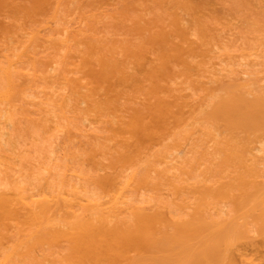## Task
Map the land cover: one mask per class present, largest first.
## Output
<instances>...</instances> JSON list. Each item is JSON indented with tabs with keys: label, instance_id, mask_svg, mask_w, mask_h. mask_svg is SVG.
Segmentation results:
<instances>
[{
	"label": "rangeland",
	"instance_id": "rangeland-1",
	"mask_svg": "<svg viewBox=\"0 0 264 264\" xmlns=\"http://www.w3.org/2000/svg\"><path fill=\"white\" fill-rule=\"evenodd\" d=\"M62 27L63 30L67 29L66 32L62 33ZM35 31L38 34L33 36ZM184 37L192 41L188 40V46L190 44L189 47L197 55H193V51L187 53L189 47ZM13 53L15 58L20 53L22 56L19 63L14 65L13 70L16 71H11V78L14 76L12 90L15 91L11 104L0 105V109L6 108L5 115L0 118V127L5 126V139L8 141L6 144L0 143V193L9 194V198H17V192L26 196L33 194L32 198H51L67 190L68 194L76 193L85 198L92 193L89 196L92 202H98L101 196L104 200L109 198L107 190L114 189V185L117 189L126 179L134 176L136 181L133 179L134 185L131 186L138 188H129L121 198L125 204L119 203V206L123 209L124 205H141L143 201L146 209L151 206L153 210L160 211L164 221L158 224L165 225L162 232L167 229L165 233L160 231V234L172 233L175 227L174 230L171 227L180 214L181 221L222 219L224 215L228 217L232 213L230 216L236 214V217L239 214L234 209L233 183L238 182L242 174L240 170L247 172L253 167L248 162V153L247 166L245 157H238L243 153L239 154L238 151L245 146V149L248 150L249 146L251 149L259 142L257 140L261 143L264 130L260 126L261 130L254 127L257 126L255 119L263 118L260 124H264V115L239 110V116L244 113L247 116L243 123L249 124L244 126L236 112L229 114L228 118L226 113V116L222 115V109L219 111L221 115L219 109L217 113L215 109L221 108L228 97L242 98L244 95L247 101L252 102V99H256L255 95L261 96L264 91V0H0V90L6 87L2 72L6 65L4 54L11 56ZM240 53H244L243 57ZM49 66L54 69H49ZM206 68L216 71L217 75L210 74ZM206 75H211V80ZM241 84L244 86L237 90ZM166 105L167 110H164L163 106L166 109ZM248 116L252 119H248ZM254 116L257 118L254 119ZM7 117L10 124L4 125ZM235 118L242 126L236 121L237 124L227 121ZM142 123H147L148 130L143 128ZM157 128L161 134L158 130L156 132ZM153 130L155 134L151 141L147 133ZM160 135L161 138L158 137ZM155 136L160 140H154ZM175 147L184 151L170 155L168 151ZM260 147L262 150L254 153L258 158L248 151L257 160L250 161L256 165H253L255 170L251 169L252 173L256 171L259 177H255L264 182V140ZM157 159L167 162L163 164ZM100 167L102 171L98 170ZM103 170L111 175L106 172L109 175L106 176ZM76 173H79L76 175L78 177L73 175ZM101 175L107 179L111 177L108 179L110 183L104 185V180L99 181L97 176ZM140 181H144L143 186L138 185ZM227 181L228 185L231 181L233 185L230 192L232 197H226L230 201L222 200L225 197L219 198V191L216 190L218 185H222L218 182L227 184ZM210 184L216 187L212 186L215 192ZM72 186L77 190L74 188L76 191H73ZM71 189L73 192L70 193ZM57 190L62 192L57 193ZM112 191H109L111 195ZM34 192L41 195L37 197ZM60 199L58 203L52 202V205L57 209L59 206L61 210L49 209L48 212H53L49 213L51 216L39 213L40 221L49 220L52 224L60 217L63 222L54 224L61 225L78 218L73 216L76 211L78 216L81 213H94V210L96 213L93 216L99 213V207L92 209L90 202L85 200H82L84 203L79 201L83 205L72 207L73 211L63 205L66 204L65 201L61 202L63 198ZM16 203L17 200L14 205L18 207L19 203ZM76 207L84 210L87 207V212L83 209L80 212ZM199 208L201 211L197 217L193 212L196 213ZM129 209L126 208L128 212ZM118 210L113 214L106 213L108 218L112 215L111 224H124L121 222L132 216L131 212L128 214L124 210L122 212L127 217L122 216ZM14 211L22 215L25 209L17 208ZM188 212L192 213L188 215ZM3 214L0 213V259L18 245L23 249L18 251L21 252L19 255L16 256V252L12 256L11 264L68 263L64 258L71 251L70 242H50V239L39 242L36 237L29 236L35 224H30L29 228L28 221H21L28 220L26 215L23 218V215L17 217L20 216L17 214L10 219L12 214L10 218L6 217L8 214ZM247 217L249 220L250 217ZM254 217V220L250 218L244 222L247 225L243 223L246 228L242 229V223L237 224L242 221L238 216L240 220H237L234 232L238 233L239 230L242 232L240 234L245 233L248 242L245 241L249 245L245 243L244 246L247 244L246 247L251 248L249 257H254L256 251L257 261L264 264V242L262 246L259 245L261 241L257 243L261 236L256 228L259 222ZM131 223L126 226L131 227ZM261 224L258 229L264 236V225ZM156 227L153 230L162 226ZM28 229L29 232L26 231ZM256 231L258 240L255 238ZM25 236L30 237L33 245L27 254L23 253L29 243ZM18 241L20 243L15 244ZM131 252L130 255L135 254V251ZM156 254L159 255L158 252ZM99 263L108 264L105 260L96 264Z\"/></svg>",
	"mask_w": 264,
	"mask_h": 264
},
{
	"label": "bare ground",
	"instance_id": "bare-ground-1",
	"mask_svg": "<svg viewBox=\"0 0 264 264\" xmlns=\"http://www.w3.org/2000/svg\"><path fill=\"white\" fill-rule=\"evenodd\" d=\"M54 18V17H53ZM50 21V20H49ZM74 23H75V20H74ZM77 23V22H76ZM180 23V22H179ZM66 27V26H65ZM63 28L64 27H62V33H63V31H65L66 32V30H63ZM188 33V32H187ZM36 34H38V31H35L34 32V34H33V36L34 35H36ZM190 34V33H189ZM183 38V37H182ZM185 38H186V40H187V37H184V41H185ZM31 39V38H30ZM188 40H190L189 39V37H188ZM188 40H187V46H188ZM183 41V39H182V42H184ZM191 41V40H190ZM194 42H195V40H193ZM186 42V41H185ZM192 42V41H191ZM190 43V42H189ZM21 45V44H20ZM189 46H190V44H189ZM188 46V47H189ZM192 47H189V50H187L186 49V51H187V53L189 52V51H193V55H197V54H194V50L193 49H191ZM182 50H184L185 51V49H183L182 48ZM210 51V50H209ZM21 53H22V51H20ZM10 53V52H9ZM21 53L19 54V55H17V57L15 58V57H13L15 54L13 53L11 56H8V55H5L4 54V56L6 57V65H4L3 66V69H2V72H3V74H4V78H5V81H6V83H5V85H6V87H4L2 90H0V105H1V103L2 104H11V101H12V98L11 97H13V92H15V91H13L14 90V84H13V81H12V78L14 77H12L11 78V75H13L12 73L13 72H15L16 70H13V68H14V65L16 64V63H19L18 61L21 59L20 57L22 56L21 55ZM189 53H191V52H189ZM196 53V52H195ZM241 54V53H240ZM242 54H244V53H242ZM241 54V55H242ZM246 55H248L247 53H245ZM250 54V53H249ZM21 55V56H20ZM24 55V54H23ZM238 56H239V54H238ZM242 57H243V55H242ZM221 59V58H220ZM245 59V58H244ZM248 59V58H247ZM219 60V59H218ZM222 60V59H221ZM241 61H242V59H241ZM246 61V60H245ZM248 61V60H247ZM246 61V62H247ZM49 62V61H48ZM217 63V62H216ZM238 63V62H237ZM240 63V62H239ZM238 63V64H239ZM50 64V63H49ZM212 64V63H211ZM227 64H229V63H227ZM242 64V63H241ZM244 64H245V62H244ZM249 65H251V64H253V63H248ZM51 65V64H50ZM215 65V64H214ZM240 65V64H239ZM243 65V64H242ZM246 66V65H245ZM207 67V66H206ZM214 68H215V66H214ZM49 69H54L52 66H49ZM220 69V68H219ZM13 70V72L11 73V71ZM208 70H209V68H208ZM207 70V68H206V71H208ZM214 70V69H213ZM217 70V69H216ZM205 71V73H207ZM215 71V70H214ZM220 71V70H219ZM218 71V72H219ZM241 71V70H240ZM209 72H210V74L211 73H213L212 75H217V74H215V72H212V70L210 71L209 70ZM208 72V73H209ZM207 73V74H208ZM244 73V72H243ZM245 73H247V72H245ZM244 73V74H245ZM220 74V73H219ZM218 74V75H219ZM67 76V75H66ZM207 77H209V76H211V75H206ZM64 78V77H63ZM67 78V77H66ZM205 78V77H204ZM69 79V78H68ZM209 79H210V77H209ZM213 79V78H212ZM66 80V79H65ZM70 80V79H69ZM69 80H66V81H69ZM211 80V79H210ZM209 80V81H210ZM69 82H71V81H69ZM241 82V81H240ZM240 82H239V84H240ZM78 83V82H77ZM77 83H75V84H77ZM244 83V82H243ZM73 84V83H72ZM84 84V85H83ZM82 85L83 86H85V83H83ZM241 86H244V84H241V85H239V86H237V90H238V88L239 87H241ZM13 89V90H12ZM61 89V88H60ZM243 89V88H242ZM235 93V92H234ZM264 93V91L262 90V94ZM13 94V95H12ZM235 94H237V92L235 93ZM234 94V95H235ZM261 93H259L258 95H260ZM261 94V96H257V95H255L254 97L256 98V99H252V102H251V100H249V101H247L246 99H245V97H244V95H243V97H244V99H243V97L242 98H238V97H232V99H231V97L229 98L228 96V100H224V104H223V106L220 108V106L219 105H216V106H219L218 108H216V107H214V108H216L215 110H216V112L215 113H217V109H219L218 110V113H219V111L221 110V112L223 113H219L220 115L222 114V115H225L224 113H226V115L228 116L229 114H232V112L233 113H235L236 112V116L239 114H237V112L240 110H244V111H246L247 113H249V114H256V112L257 113H259V115H261V116H263L264 114V96ZM241 95V94H240ZM239 94H238V96H240ZM257 96V97H256ZM248 97V96H247ZM253 97V98H254ZM260 99H259V98ZM85 99V98H84ZM85 101V100H84ZM227 101V102H226ZM80 102H83V100H80ZM226 102V103H225ZM166 103H168V101H166ZM219 102L217 101V104H218ZM223 103V102H222ZM213 108V109H214ZM163 109L164 110H167V105H166V109H165V106H163ZM225 112H224V111ZM162 111V110H161ZM214 111V110H213ZM263 111V112H262ZM185 111L183 110V113H184ZM5 113H6V108H1L0 109V118L1 117H3L4 115H5ZM261 113V114H260ZM174 114V113H173ZM220 115H218L219 117H220ZM225 115V116H226ZM235 115V114H234ZM241 115L244 117H242L241 118ZM116 116V115H115ZM120 116V115H119ZM245 113H244V115L243 114H240V116L238 115V119H239V121H242L241 123L242 124H244L243 123V120L244 119H246L245 118ZM118 117V116H117ZM121 117H123V116H121ZM247 117V116H246ZM249 117V116H248ZM119 118V117H118ZM117 118V119H118ZM183 118V117H182ZM228 118H229V116H228ZM227 117L225 118V119H228ZM231 118V117H230ZM251 117H249L248 119H250ZM254 119L255 118H257L256 116H254L253 117ZM259 118V117H258ZM165 119V118H164ZM236 119V118H235ZM235 119H229V120H227V121H232V122H234V121H236V122H238L239 124H240V122L239 121H237V119L235 120ZM242 119V120H241ZM252 119V118H251ZM6 120V119H5ZM120 120V119H119ZM256 120V121H255ZM255 120H252L253 122L255 121V123H257V128L256 127H254V129H259V130H261L260 129V127L262 128V130H264V124H260V123H262V121L261 120H263V118L261 119V118H259V119H255ZM257 120H260L259 121V123L257 122ZM245 121V120H244ZM121 122H123V121H121ZM236 122H234V123H236ZM246 122V121H245ZM264 122V121H263ZM252 123V122H251ZM250 123V124H251ZM254 123V124H255ZM6 124H10V120H8V117H7V122L6 123H4V125H6ZM147 124V123H146ZM146 124H144L143 125V123H142V126H143V128L144 129H146V130H148L147 129V125ZM237 124V123H236ZM246 124H249L248 122L246 123ZM246 124H244V126H246ZM254 124H252V125H254ZM241 125V124H240ZM242 126V125H241ZM260 126V127H259ZM4 127L5 126H1L0 127V143H2V144H6L8 141H6V139H5V134H6V130L4 129ZM248 127H251L250 125L248 126ZM247 129V128H246ZM248 129H250V128H248ZM158 128L156 129V132L158 133V131H160V130H158ZM162 132L160 131V133L159 134H161ZM263 133H264V131H263ZM148 134H150V135H152V136H149ZM153 134H155V131L153 130V132H151V133H147V136L148 137H150V139H151V137H153ZM167 135V134H166ZM164 136V135H163ZM158 137H160L161 138V135L160 136H158ZM157 137V139H156V136H155V138H154V140L156 139V140H160V138H158ZM190 137V136H189ZM264 137V136H263ZM188 138V137H187ZM153 139V138H152ZM152 139H151V141H152ZM260 139V138H259ZM121 141L123 140V139H120ZM119 140V141H120ZM263 140H264V138H263ZM262 140V141H263ZM150 141V142H151ZM257 141H259L260 142V140H257ZM262 141H261V143H259V142H257L255 145H252L251 146V149H250V146L249 147H247V148H249L248 150H250L253 154L254 153H257V152H260L262 149H261V144H262ZM184 142V141H183ZM254 142H256V141H254ZM253 142V143H254ZM153 143H155V142H153ZM175 144V143H174ZM185 144V143H184ZM260 144V146H258ZM174 146V145H173ZM172 146V147H173ZM209 146V145H208ZM260 147V148H259ZM243 148V147H242ZM241 148V149H242ZM245 148H246V146H245ZM243 149V150H241L240 148V150L242 151H238V153L239 154H241V153H243V154H241V155H239L238 157H245V159H246V162H245V164L248 166V162H249V164L250 165H252V167L254 168V170H255V167L254 166H256V165H254L255 163H253V164H251L252 162H250L252 159L254 160V162L255 161H257L256 159H254L256 156H255V154H254V158L252 157V153H249V151L247 150V149ZM173 150L172 151H168V153L171 155L172 153L174 154V155H178L179 153H181V152H183L184 150H183V148H177V147H175V148H172ZM261 149V150H260ZM183 150V151H182ZM230 150V149H229ZM244 150H245V152H244ZM248 152H247V151ZM255 150V151H254ZM52 151V150H51ZM237 152V151H236ZM248 153V162H247V158H246V154ZM169 154H167V155H169ZM172 154V155H173ZM252 154V155H251ZM165 155V154H164ZM234 156L235 157H237V155H235L234 154ZM251 156V157H250ZM166 157V156H165ZM164 157V158H165ZM168 158V157H167ZM170 158V157H169ZM172 158H174V156H172ZM171 158V159H172ZM251 158V159H250ZM256 158H258V156L256 157ZM238 159V158H237ZM245 159H242V160H244L245 161ZM159 160V162L160 163H163L164 164V162L166 161V160H164V162H161L160 161V159H157V161ZM170 160V159H169ZM173 160V159H172ZM172 160H170V161H172ZM236 160V159H235ZM233 161H234V159H233ZM232 161V162H233ZM167 162V161H166ZM165 162V163H166ZM160 163H158V164H160ZM235 163H236V161H235ZM155 164V163H154ZM197 164V163H196ZM239 165V164H238ZM241 165V164H240ZM254 165V166H253ZM158 166H160V165H158ZM245 166V165H244ZM241 167H243V166H241ZM246 167V166H245ZM251 167V166H250ZM154 168H157V166H154ZM235 168H236V166H235ZM234 168V169H235ZM253 168H250L249 170H248V168H246L245 170L248 172H244L243 170H240L239 171V173L240 172H242V174H240V177L238 178V182L237 183H233V185H232V181L230 182V184L228 185V181L226 182L227 184H225V182L223 183V182H218V184L219 183H221L222 185H218L217 187V189H216V187L215 186H213L214 185V182H215V180H212V181H214L213 183H212V181H211V183L213 184V185H211V190H213L214 188H212V186L213 187H215V189L217 190V191H219L218 192V196H219V198H222V197H225V198H222V200H225L226 199V197H232V195H231V190H232V188L234 187V189H235V191H234V189H233V192H234V196H233V199H234V201H235V203L236 204H234V205H236V206H234V209H235V213H239L236 217L234 216V215H236V214H233V216L231 217L230 215L232 214H227L228 215V217H226L225 215V217L223 218L222 216V219H220V218H212V219H207V218H205V219H200V218H195V220L196 221H191L190 219H188V221L186 220L185 221V219H182V221H181V219H179V217L181 216V214H180V216L177 218V220L175 221L174 220V223L173 222H171V223H173V226H172V224H171V228L173 229L174 227H175V230L174 231H171L172 233H169V232H167V233H169V235H166V234H160V231L161 230H163L165 227V225L163 226L162 224H158V223H161L160 221L161 220H163L164 221V215L162 216L161 214L162 213H160V211L159 212H157L158 210H153V208H150L151 206H149V208L152 210H150L149 208L148 209H146L143 205H146V204H143V201H142V204H141V201L139 202L141 205H139L137 202H135V203H137V205H129V204H127V205H124L125 204V202H124V200L122 201L121 200V198L124 196V194H125V192H128L129 190V188H130V190H131V188H132V184L134 185V180L136 181V179H134L133 177L134 176H132V177H130L129 179H124L125 180V183H121L120 185L121 186H117L118 188L116 189V185H114V184H116V183H114V184H112V186L114 187V189L112 188V190L111 189H109V190H107L108 192H106V195H107V197H109V198H107V199H105L104 200V198L103 199H101L102 198V196L100 197V201H95V202H92V198H90L89 196L92 194H90L89 196H88V194L86 195L87 196V198H85V197H81L80 195L78 196V195H73L71 192H73V191H76L77 190V188L76 187H74V186H72L73 187V191H72V189L71 190H69L70 191V193L71 194H68V191L66 190L65 192H62V190H61V192L62 193H64V194H67V195H63L61 192H60V190H57V191H59V192H57V193H61V195H54V196H51V198H48V197H41V198H32V197H34V195L33 194H31V195H28V196H26V195H24L22 192H13V193H16L18 196H16L17 198H14L13 196H10L11 198H9V194L8 195H4L2 192L0 193V213L2 214V213H4L3 215H5V214H8V215H6V217L7 218H10L9 217V215H11L12 217L10 218V219H14L15 218V215H17V214H19L20 215V213H18L19 211H14V209H17V208H21V210L23 211L24 209H25V212L23 211L22 213H24V214H22L23 215V218H25V215H26V218L28 219V220H21V221H23V223H25V221L27 222H29L27 225L29 226V228H31L30 227V224H32V225H34L35 224V226L36 227H33V229H32V231H31V233H30V237H36L37 239H39L38 241L39 242H44V241H41V240H49L50 242H55V240H61V241H63V242H70V248L69 249H71V251L69 250V254L67 253V256L66 257H69V259L67 260L66 259V257L64 258L65 259V262H68V263H65V264H96L98 261H101V260H105V261H107L108 262V264H262V262H259V261H257V256H256V251H255V255H254V257L252 256V257H249V255L251 254V248L250 249H248V247H246V245L248 244L247 242H248V240H246L245 239V237H244V234L242 235V234H240V233H242V232H239V230H237L238 231V233L237 232H234V226H237L236 225V223H237V220H240V219H238V216H240V218H241V220L243 221H239L237 224L239 225L240 223H242V225L244 226L242 229H245L246 227H245V225H247V224H245L246 223V221H249L250 220V218H251V220H254L253 219V216H255V217H257V221L259 222L258 223V226L256 225V228L258 227V228H260V222H262V224L261 225H264V182H262V181H260L261 179L260 178H256L255 176H257V177H259V174L258 173H255L256 171H254L253 173H255V174H253L252 173V170H253ZM102 169H103V167H102ZM233 169V168H232ZM252 169V170H251ZM99 171H102L101 170V167L98 169ZM256 170H257V168H256ZM104 172H105V174H106V172H108V171H106V170H103ZM104 172H103V174H104ZM229 172V171H228ZM237 172V171H236ZM236 172H234V173H236ZM258 172H260L259 170H258ZM238 173V174H239ZM243 173H245V174H243ZM79 174V173H78ZM77 173L76 174H73V175H75V177H78V176H76V175H78ZM99 174H102L101 172L99 173ZM108 174H110V172H108ZM108 174H106V176H109ZM134 174V173H133ZM228 174V173H227ZM231 174V173H230ZM230 174H229V176H230ZM248 174V175H247ZM257 174V175H256ZM111 175V174H110ZM225 175L226 174H224V176L223 177H225ZM234 175V174H233ZM232 175V176H233ZM244 175V176H243ZM245 175H247V176H245ZM106 176L105 175H101V176H97V178H98V180L99 181H101L104 185H105V183L107 184L108 183V179L109 178H111V177H109L108 179L106 178ZM115 176V175H114ZM229 176H226L227 178L229 177ZM80 177V176H79ZM101 177V178H100ZM115 177H117V176H115ZM221 176H219L218 177V180H219V178H220ZM222 177V179H225V178H223ZM231 177V176H230ZM80 178H82V177H80ZM80 178H77V179H80ZM233 178H235V177H233ZM258 179V180H256V179ZM115 179V178H114ZM134 179V180H133ZM222 179H220V180H222ZM106 181V182H105ZM110 181L111 180H109V183H110ZM119 181H121V180H118V182ZM225 181H226V179H225ZM235 181V180H234ZM237 181V180H236ZM235 181V182H236ZM141 182V181H140ZM144 182V181H143ZM143 182H141L140 184H138L139 186L140 185H142L143 186ZM108 183V184H109ZM216 183V182H215ZM224 184V185H223ZM74 185V184H73ZM118 185V184H117ZM187 185V184H186ZM189 185V184H188ZM209 185V186H210ZM215 185H217V184H215ZM107 186V185H106ZM131 186V187H130ZM141 186V187H142ZM205 185H203V187H204ZM206 186H207V184H206ZM205 186V188H206V190H207V187ZM223 186V187H222ZM233 186V187H232ZM71 187V188H72ZM137 186H134L133 188H136ZM74 188L76 189V190H74ZM132 188V189H133ZM138 188V187H137ZM178 188V187H177ZM204 188V189H205ZM220 188V190H218ZM61 189V188H60ZM70 189V188H69ZM200 189V188H199ZM209 189V188H208ZM214 189V192L216 191ZM115 190V191H114ZM128 190V191H127ZM237 190V191H236ZM78 191H79V189H78ZM109 191H112V195L110 194L111 192H109ZM113 192H116V193H114V195H113ZM21 193H22V195H21ZM107 193H109V195H111V196H109ZM20 194V195H19ZM34 194H35V192H34ZM51 194V193H50ZM217 194V192L215 193V195ZM36 196L38 195V193L37 194H35ZM41 195V194H40ZM40 195H38V196H40ZM42 195H44L45 196V194H42ZM49 195V194H48ZM48 195H46V196H48ZM35 196V197H36ZM37 196V197H38ZM62 196V197H61ZM82 196H84V194L82 195ZM105 196V195H104ZM103 196V197H104ZM217 196V195H216ZM88 197L91 199H88ZM92 197V196H91ZM127 197V196H126ZM129 197V196H128ZM127 197V198H128ZM215 197V196H214ZM230 197V198H231ZM61 198V199H60ZM62 198H63V201H61V202H64L65 201V203L66 204H63V205H65V206H68V208H72V207H75V205H77V204H80V205H83V204H81L80 202H82V200H85L86 202H90L89 204L91 205V206H89L90 208L91 207H93L92 209H94V207H99L98 209H99V213H98V215H96V217L95 216H93L92 214H94V213H96V211L94 210V213H91V214H87V213H81L82 215L80 216H78L77 215V211H76V213L74 214L73 212V214L71 213V215H73V216H76V217H78V218H76L75 220H73V221H71V222H64V224L62 223L61 225L60 224H58V223H56V225L54 224L55 222H59L60 221V217L59 216H61V215H59L58 217L60 218H56L57 219V221H55V220H53L54 221V223L53 222H51L52 224H50V222H49V220H46L45 222H42V220L40 221L39 220V218H38V214L39 213H43V215L45 216H48L49 215V213L50 214H53V212H51V211H49L48 212V210L50 209H52V211H53V209H57V208H53V203L52 202H59V199L60 200H62ZM95 198V197H94ZM97 199H99V198H97ZM129 199V198H128ZM204 199V198H203ZM228 199V198H227ZM225 200V201H228V200ZM232 199V200H233ZM15 200H17V203H19V205H18V207H17V205L15 206L14 205V201ZM96 200V199H95ZM103 200V201H102ZM134 199H132V201H133ZM199 200V199H198ZM202 200V199H201ZM206 200V199H205ZM219 200H221V199H219ZM231 200V201H232ZM80 201V202H79ZM84 201V202H85ZM208 201V200H207ZM230 201V200H229ZM60 202V203H61ZM79 202V203H78ZM84 202H82V203H84ZM124 202V207H123V209L121 208V206H119V203H123ZM233 202V201H232ZM231 202V203H232ZM16 203V204H17ZM91 203H93V204H91ZM127 203V202H126ZM206 203V202H205ZM186 204V203H185ZM199 204V203H198ZM208 204V203H207ZM206 204V205H207ZM74 205V206H73ZM86 205V204H85ZM115 205H118L117 207L119 208V210H118V208H116L115 207ZM200 205H201V203H200ZM203 205V204H202ZM64 206V207H65ZM125 206H126V208L128 207H130V209H129V212L126 210V208H125ZM147 206V205H146ZM183 206V205H182ZM182 206H181V208H182ZM185 206H187V205H185ZM194 206V205H193ZM204 206H205V204H204ZM15 207V208H14ZM17 207V208H16ZM51 207V208H50ZM58 207V209L59 210H61L60 208H59V206H57ZM84 207V206H83ZM115 207V208H114ZM200 207V206H199ZM236 207V208H235ZM67 208V207H66ZM77 208V207H76ZM81 208V207H80ZM85 208V207H84ZM84 208H82L83 209V211L85 212H87V207H86V209L84 210ZM114 208V209H113ZM161 208V207H160ZM196 208H198V207H196ZM57 209V211H59ZM73 209V208H72ZM78 209V208H77ZM76 209V210H77ZM82 209H78V211H82ZM116 209V210H115ZM194 209V208H193ZM200 209V208H199ZM207 209V208H206ZM118 210V212H120V213H122L121 215L122 216H125L126 215V217H127V214H124V212H122L123 210L124 211H127L128 212V214L131 212V214L130 215H132L131 216V218L130 219H128V217L126 218L127 219V221H126V219H125V217H123L122 218V220H124L125 219V222L123 221V222H121V223H124V224H111V219L110 218H112V215L111 216H109V214H113L115 211H117ZM163 209L161 208V211H162ZM195 210V209H194ZM197 210V209H196ZM209 210V209H208ZM238 210V211H237ZM13 211H14V213H13ZM65 211V210H64ZM67 211H69V210H67ZM72 211V210H71ZM73 211H74V209H73ZM80 211V212H81ZM200 211H201V209L199 210V211H196V213H194L193 212V214L195 215H197V214H200ZM233 210H231V212H232ZM16 212V213H15ZM48 212V214H46ZM111 212V213H110ZM127 212H125V213H127ZM163 212V211H162ZM204 212V211H203ZM45 213V214H44ZM57 213V212H56ZM55 213V214H56ZM68 213V212H67ZM106 213H109L108 214V216H109V218L107 217V214ZM168 213H170V212H168ZM192 213V212H191ZM191 213H189L188 212V215L189 214H191ZM207 213V212H206ZM116 214H118V213H115L114 215H116ZM173 214V213H172ZM186 214V213H185ZM22 215H20V216H17V217H21ZM65 215V214H64ZM70 215V214H69ZM89 215V216H88ZM92 215V216H91ZM95 215V214H94ZM130 215H129V217H130ZM171 215V214H170ZM175 215V214H174ZM183 215V214H182ZM195 215V216H196ZM221 214H219V216H220ZM49 216H51V215H49ZM66 216V215H65ZM67 216H68V214H67ZM91 216V217H90ZM118 216V215H117ZM122 216H119V217H122ZM187 216V215H186ZM204 216V215H203ZM202 216V217H203ZM212 216H213V214H212ZM245 216V218L243 219V217ZM247 216H249L250 218H249V220H247L248 219V217ZM95 217V218H94ZM114 217V216H113ZM163 217V218H162ZM175 217H176V215H175ZM193 217V216H192ZM197 217H199L198 215H197ZM206 217V216H205ZM211 217V216H210ZM254 217V218H255ZM63 218H65L64 216H63ZM63 218H62V220H63ZM173 218H174V216H173ZM173 218H171L172 220H173ZM182 218H183V216H182ZM186 218V217H185ZM204 218V217H203ZM230 218V219H229ZM237 218V219H236ZM247 218V219H246ZM18 219V218H17ZM119 219V218H118ZM132 219V221L131 222H133V223H131L129 220H131ZM170 219V220H171ZM191 219H193V218H191ZM217 219V220H216ZM246 219V220H245ZM258 219H260V221L258 220ZM112 220H113V218H112ZM115 220H116V217H115ZM121 220V219H120ZM180 220V221H179ZM184 220V221H183ZM227 220V221H226ZM117 221V220H116ZM256 220L254 221L255 223L257 222ZM31 222V223H30ZM60 222H63V221H60ZM59 222V223H60ZM118 222V221H117ZM128 224H127V223ZM245 222V223H244ZM66 223H68V224H66ZM130 223L132 224L131 225V227H127L126 226V224L127 225H130ZM156 223V224H155ZM162 223H164V222H162ZM245 225H244V224ZM253 223V222H252ZM252 223H250L251 225H252ZM54 224V225H53ZM228 224V225H227ZM249 224V225H250ZM122 225V226H121ZM155 225V226H154ZM156 225H157V227L158 226H162V227H160V228H158V229H160V230H156V233H155V230H153V228H155L156 227ZM242 225H240V227H242ZM253 225H254V223H253ZM228 228H227V227ZM156 227V228H157ZM164 227V228H163ZM167 227H168V225H167ZM255 227V226H254ZM162 228V229H161ZM251 228V227H250ZM255 228V229H256ZM257 228V231H260L259 233H260V236L261 237H259L258 235V232L256 231L255 233H257V234H255V238L258 240V237H259V239H261V240H258L257 241V243L259 244V242L261 243V244H259V245H261L262 246V243L264 242V240H262V239H264V236L263 235H261V229H258ZM264 226H262V230L264 231ZM171 229V230H172ZM237 229H239V227L237 228ZM255 229H254V231H255ZM29 230L30 229H28V230H26L27 232H29ZM165 230H167V229H165ZM165 230H164V232H162L161 231V233H165ZM250 230H252V229H250ZM159 231V232H158ZM235 231H236V229H235ZM243 231V230H242ZM248 231V230H247ZM25 232V231H24ZM158 232V233H157ZM244 232V231H243ZM251 232V231H250ZM22 233V232H21ZM236 233H237V235H236ZM158 234H160V235H158ZM263 234V233H262ZM21 235V234H20ZM26 235V234H25ZM235 235V236H234ZM256 235H257V237H256ZM232 236H233V239H232ZM263 236V237H262ZM21 237V236H20ZM24 237V236H23ZM26 237V236H25ZM30 237L29 238H27L26 237V239L28 240L29 239V243H31V245H29V243L26 245L25 244V246H27L26 247V251H24L23 253L24 254H27L29 251H28V249H30V248H32V240H31V242H30ZM247 238V237H246ZM254 238V237H253ZM254 238V239H255ZM23 240V239H22ZM24 240H25V238H24ZM54 240V241H53ZM247 242H246V241ZM19 241H20V239H19ZM17 242V243H15V244H19L20 242ZM48 241V242H49ZM61 241H58V242H61ZM236 243H235V242ZM263 241V242H262ZM23 242V241H22ZM21 242V243H22ZM25 242V241H24ZM28 242V241H27ZM47 242V241H46ZM37 243V242H36ZM245 243H247L245 246H244V244ZM249 243H251V242H249ZM256 243V242H255ZM22 244H24V243H22ZM21 244V245H22ZM20 245V246H21ZM233 245V246H232ZM243 245V246H242ZM249 245V244H248ZM18 246V245H17ZM16 246V248H15V246H14V249H11L10 251L11 252H9V253H7V254H5L1 259H0V264H11L10 263V260H12L13 259V255L16 253V256L17 255H19L18 253H21V252H18V251H21V249H23L22 248V246L21 247H17ZM24 245H23V247H25ZM264 246V245H263ZM232 247L234 248V249H232ZM235 247H237V248H235ZM18 248H20V250H18ZM152 249H155L157 252H158V254L159 255H157L156 253H155V251H153ZM236 249V250H235ZM135 251V254L134 255H130V252L131 251ZM250 251L249 253H247L246 251ZM257 250V249H256ZM152 251L155 253V255H154V253L152 254ZM258 251V250H257ZM4 253H6V252H4ZM3 253V254H4ZM22 253V254H23ZM132 253V252H131ZM150 253H151V255H150ZM262 253V252H261ZM2 255V254H1ZM154 255V256H153ZM253 255V254H252ZM151 256H153V259H152V257ZM156 256V257H155ZM158 256V257H157ZM12 257V258H11ZM41 257H43V256H41ZM35 258V257H34ZM156 258V259H155ZM62 259V258H61ZM63 259V260H64ZM63 260H60V261H63ZM259 260V259H258ZM54 261V260H53ZM69 261H71V262H69ZM104 262V261H103ZM62 263V262H61ZM102 263V262H101ZM101 263H99V264H101ZM106 263V262H105ZM62 264H64V261H63V263Z\"/></svg>",
	"mask_w": 264,
	"mask_h": 264
}]
</instances>
